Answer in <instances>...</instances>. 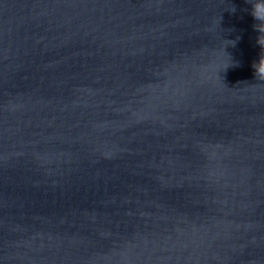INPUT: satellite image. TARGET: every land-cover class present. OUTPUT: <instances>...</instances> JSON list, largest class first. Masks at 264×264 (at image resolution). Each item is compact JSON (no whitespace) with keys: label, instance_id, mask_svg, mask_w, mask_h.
<instances>
[{"label":"water","instance_id":"water-1","mask_svg":"<svg viewBox=\"0 0 264 264\" xmlns=\"http://www.w3.org/2000/svg\"><path fill=\"white\" fill-rule=\"evenodd\" d=\"M250 7L0 0V264H264Z\"/></svg>","mask_w":264,"mask_h":264},{"label":"clouds","instance_id":"clouds-1","mask_svg":"<svg viewBox=\"0 0 264 264\" xmlns=\"http://www.w3.org/2000/svg\"><path fill=\"white\" fill-rule=\"evenodd\" d=\"M246 3L250 4L251 7L248 9L250 15L254 20L253 28L257 31L258 35L256 37V43L261 49V54L258 61L253 62L254 76L259 81H264V0H246ZM231 12H235V6H231L229 9ZM220 21V19H219ZM218 21V23H219ZM239 40V37L236 40H224L223 45L224 49L227 45L235 46L236 42ZM230 63H227L223 69H227L230 65H234V62L230 58Z\"/></svg>","mask_w":264,"mask_h":264}]
</instances>
